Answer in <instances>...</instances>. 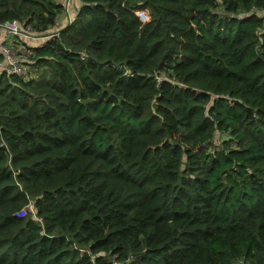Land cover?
Masks as SVG:
<instances>
[{"label":"trees","instance_id":"16d2710c","mask_svg":"<svg viewBox=\"0 0 264 264\" xmlns=\"http://www.w3.org/2000/svg\"><path fill=\"white\" fill-rule=\"evenodd\" d=\"M13 20L0 264H264V0H0Z\"/></svg>","mask_w":264,"mask_h":264},{"label":"built area","instance_id":"2783aa9c","mask_svg":"<svg viewBox=\"0 0 264 264\" xmlns=\"http://www.w3.org/2000/svg\"><path fill=\"white\" fill-rule=\"evenodd\" d=\"M144 16L143 13H140ZM2 30L0 34V52L3 59L0 60V72L8 74H16L22 77L24 75V68L17 59L16 51L12 48V42L15 37L23 35L22 24L19 21H7L0 26ZM28 208H23L18 212V216L23 217L27 214Z\"/></svg>","mask_w":264,"mask_h":264},{"label":"rangeland","instance_id":"374dc122","mask_svg":"<svg viewBox=\"0 0 264 264\" xmlns=\"http://www.w3.org/2000/svg\"><path fill=\"white\" fill-rule=\"evenodd\" d=\"M12 44V43H11ZM20 54V53H19ZM21 54L23 55V56H27V54L26 53H23V52H21ZM218 142V138H217V140H216V142L215 143H217Z\"/></svg>","mask_w":264,"mask_h":264},{"label":"crops","instance_id":"0c3cea01","mask_svg":"<svg viewBox=\"0 0 264 264\" xmlns=\"http://www.w3.org/2000/svg\"><path fill=\"white\" fill-rule=\"evenodd\" d=\"M2 30L0 29V34H1Z\"/></svg>","mask_w":264,"mask_h":264}]
</instances>
